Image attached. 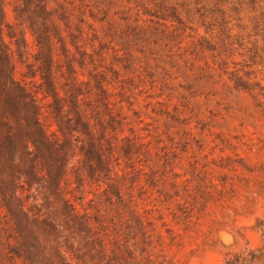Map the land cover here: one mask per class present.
<instances>
[{
	"label": "trees",
	"instance_id": "1",
	"mask_svg": "<svg viewBox=\"0 0 264 264\" xmlns=\"http://www.w3.org/2000/svg\"><path fill=\"white\" fill-rule=\"evenodd\" d=\"M261 3L0 0V264H171L194 209L172 130L247 90L227 51Z\"/></svg>",
	"mask_w": 264,
	"mask_h": 264
},
{
	"label": "rangeland",
	"instance_id": "2",
	"mask_svg": "<svg viewBox=\"0 0 264 264\" xmlns=\"http://www.w3.org/2000/svg\"><path fill=\"white\" fill-rule=\"evenodd\" d=\"M232 34L228 70L249 82L247 90L228 81L210 101L190 106L200 121L190 136L172 130L175 141L188 142L175 171L194 209L188 225L165 217L179 241L167 247L171 264H264V18L236 22ZM14 63L19 80L23 67ZM141 119L149 129L158 123Z\"/></svg>",
	"mask_w": 264,
	"mask_h": 264
}]
</instances>
